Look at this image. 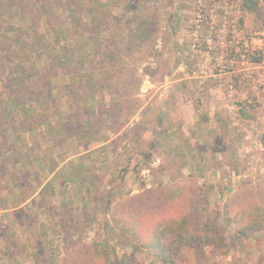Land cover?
Segmentation results:
<instances>
[{
	"label": "rangeland",
	"instance_id": "rangeland-1",
	"mask_svg": "<svg viewBox=\"0 0 264 264\" xmlns=\"http://www.w3.org/2000/svg\"><path fill=\"white\" fill-rule=\"evenodd\" d=\"M78 6L87 14L90 9L106 11L108 24L111 15L112 22L115 17L137 18V25L150 19L155 32L140 46L137 36L138 45L120 43L114 49L104 27L83 41L88 58L84 68L75 66V82L86 73L83 81L89 85L110 71V61H100V46L117 56L120 72L106 82L119 90L116 101L106 96V102H99L103 110L92 126H84L85 112L92 111L89 105L98 98L88 101L86 110L73 97L86 92L77 91L81 83L64 94L70 79L60 68L50 73L56 85L51 108L44 101L30 114L6 116L10 106L3 101L6 83L1 78H7L10 58L0 52V115L10 130L9 141L0 137V200L8 186L6 203L16 207L52 167L64 164L55 180L19 211L32 227L9 230L8 218L0 215V240L8 239L7 246L0 245V264H65L98 242L103 252L108 244V264H120L125 255L132 264H148L152 253L123 232L131 214L173 212L175 207L210 213L221 226L220 214L230 197L237 192L257 195L264 187V0H81ZM50 8L45 10H55ZM46 14L39 15L43 22ZM16 17L0 7V26L15 24ZM57 17L55 13L49 20ZM21 24L14 27L27 28ZM39 53L23 61L25 69L43 73L48 60H39ZM91 58L101 67L96 73ZM87 91L92 95L93 88ZM111 106L113 118L107 111ZM63 127L76 133L63 135ZM35 145L46 149L43 170L21 153L33 149L35 157ZM137 206L144 209L137 211ZM123 207L133 209L123 214ZM144 222L150 225L149 218ZM10 255L20 261L11 262ZM175 264H264V234L235 247H182Z\"/></svg>",
	"mask_w": 264,
	"mask_h": 264
},
{
	"label": "trees",
	"instance_id": "trees-1",
	"mask_svg": "<svg viewBox=\"0 0 264 264\" xmlns=\"http://www.w3.org/2000/svg\"><path fill=\"white\" fill-rule=\"evenodd\" d=\"M80 2L81 0H0V7L17 15L15 24L11 22L8 26L6 24L0 26V30L1 28L4 30L3 33H0V52L5 54V57L10 58L5 64V69L7 66L9 68L7 78L0 77L6 83L4 104L6 108L10 106L11 109L7 110L6 116L30 114L33 109L36 110L35 104H44L45 102L46 106L51 108L56 101L54 97L56 85L50 79V73L58 68L70 79L64 94H70V89L72 91L77 83H81L76 87L77 91L84 89L86 92L82 96L78 92L73 97L84 102L86 110L88 101L94 100L95 97L98 98V101H93L89 105L92 111L85 112L87 118L83 122L84 126L85 124L92 126L91 121L95 117L101 116L103 106L99 102H106V96H110L113 101H116L115 96L119 90H114L106 82L114 76L120 75L116 69L118 67L116 61L118 60H116L117 56L113 52H105L106 47L100 46L99 51L101 53L100 61H103L104 58L106 61H110L112 68L106 72L109 77L101 72L98 78L93 77L90 80L91 83L87 85L83 81L87 74L83 73L81 76L78 75V82L74 81L75 74H77L75 66L80 63L84 68V63L88 58L82 51L83 41L89 36L97 35L104 27L103 29H107L109 32L108 42L114 49L118 48L120 43L127 47L138 44L140 46L145 39L150 37L151 33L155 32V29L152 28L154 22L145 19L137 25V18L124 19L123 17H115L116 22H112L113 15L109 11L111 22L108 24L109 20L105 19L106 11L100 14L94 9H90L91 14H87L82 6H78ZM49 7L55 9L52 11L53 13L45 10H48ZM43 13H47L46 16L48 17L45 22L39 18V15ZM55 13L60 16V19L57 17L56 21L51 23L49 17ZM85 16L86 18H84ZM18 22L22 23L21 25H26L27 28L25 29L23 26L14 27ZM117 30L120 32L119 35L116 33ZM11 31L15 32L11 34ZM118 36L121 40H116ZM137 36L140 38L138 44ZM71 39L74 40L73 43L69 41ZM77 41H80L81 44ZM39 51L41 53L37 54L36 57L41 60L44 56L43 59L48 60L43 73L35 67L25 69L26 66H24L23 61L31 59V55ZM16 59L17 63H14ZM91 63L92 71L96 73L97 69L101 67H96L92 58ZM89 88H93L92 95L87 91ZM28 102L30 103L27 104ZM107 111L111 112L109 115L113 118L114 107L111 106ZM2 119L4 120V116L1 114L0 137L3 138V142H7L10 140L8 139L10 130L4 126ZM40 120L39 123L44 122L43 119ZM79 129H81L80 126ZM63 131V135L68 133L70 137L76 133V129L74 131L67 130L64 127ZM0 173L4 175L2 169H0ZM259 190L257 195L255 193L237 192L230 197L225 204L224 212L220 214L223 219L221 226L214 224L209 216L210 213H190L175 207L172 209L173 212L164 209L155 210L152 213V209L137 206V211L144 209L143 212L137 214V217L131 214L125 218L129 224L123 228V232L129 238L138 239L141 245L152 253L154 258L148 264H175L178 252L185 246L195 248L207 245L235 247L244 239L252 238L259 233L264 234V187ZM235 207L237 208L236 212L232 214V208ZM132 209L133 207L129 209L123 207V214L130 213ZM147 218L150 219V225L144 222ZM107 246L108 244L104 246L106 252L101 249L103 247L102 242L85 246L84 249L80 250L78 257H74L65 264H108L105 262L106 259L110 258ZM120 264L132 263L128 261L125 255L122 259L120 258Z\"/></svg>",
	"mask_w": 264,
	"mask_h": 264
},
{
	"label": "crops",
	"instance_id": "crops-1",
	"mask_svg": "<svg viewBox=\"0 0 264 264\" xmlns=\"http://www.w3.org/2000/svg\"><path fill=\"white\" fill-rule=\"evenodd\" d=\"M35 146H36V148L34 147V150H37V155L35 157H33V154L31 153L33 149H31L30 151L28 150V152L23 151L21 153H22V155L25 153L27 159L31 158L30 163L36 164L39 167L38 168L39 170H43V169H45V165H48V163L46 162L47 160L44 157V156H46V155H44L46 152V149H44L43 147L39 148V145H35ZM43 149L45 150V152H42ZM22 150L23 149L20 148V151H22ZM42 155H43V157H42ZM72 157H74V156H71L69 159H71ZM69 159L65 160L64 163H66V161H68ZM62 165H64V164L61 163L59 166H54V171L51 174L49 173V176L42 182V184L34 189V191L26 199V201L19 203L18 205H16V207H10V205H8V203H6L7 202L6 200H8L7 199L8 198L7 192H8L9 188H8V186H6L4 188V191H3L4 198H1V200H0V202L2 203V205L0 206V215H4L6 218H8V222H7L8 224L5 226V228L14 231L15 227L22 228L23 230L26 229L27 226L32 227V225L27 224L25 221L23 222V218H25L26 215L21 216L19 211L21 209L25 208L28 205V203H30L32 201V198L38 197L39 193L45 188L46 184L49 183L50 180H53V181L55 180V174L58 170L61 169ZM33 242L34 241L32 240V243ZM7 243H8L7 238L0 240V245H2V247L7 246ZM13 244H14V242H13ZM24 246H26V245H23V246L21 245L20 247H24ZM8 255H9L8 252L4 253V257L6 256V261L8 260ZM10 256L11 257L9 258V260L11 262L12 261L13 262L20 261L19 256H16V255H10ZM2 258H3V256H2Z\"/></svg>",
	"mask_w": 264,
	"mask_h": 264
}]
</instances>
